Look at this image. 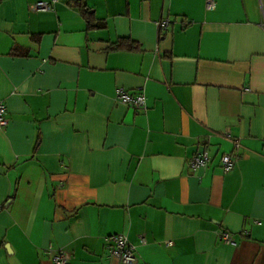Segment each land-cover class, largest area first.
I'll return each mask as SVG.
<instances>
[{"label":"crops","instance_id":"obj_1","mask_svg":"<svg viewBox=\"0 0 264 264\" xmlns=\"http://www.w3.org/2000/svg\"><path fill=\"white\" fill-rule=\"evenodd\" d=\"M52 1L0 0V264H53L58 250L68 264H121L104 245L113 234L138 264H264L260 0L32 10ZM120 41L134 48L111 50ZM117 89L142 92L146 109ZM203 150L211 160L194 173Z\"/></svg>","mask_w":264,"mask_h":264},{"label":"built area","instance_id":"obj_2","mask_svg":"<svg viewBox=\"0 0 264 264\" xmlns=\"http://www.w3.org/2000/svg\"><path fill=\"white\" fill-rule=\"evenodd\" d=\"M56 0H53L51 3L38 2L32 6L34 12H48L52 10L53 4ZM262 9L264 8L263 0H260ZM216 7L215 0H204V9L206 11H213ZM261 26L264 28V16L261 23ZM168 27V22L162 21L159 24V28L162 31H165ZM115 99L120 104L133 109L134 111H144L146 109L145 96L142 92L137 93L132 96L122 89H117ZM6 118V108L2 101H0V129L6 127L7 125ZM234 148H238L239 144L237 141H234ZM211 158L209 157L206 151H200L191 157L188 163L190 171L196 172L199 169L205 168L208 166ZM219 163L223 173H228L233 168V160L231 155L226 153L220 156ZM219 240L226 245H234V241L229 233L219 232ZM140 243L144 244L145 240L143 237H140ZM168 246L171 245V242L166 243ZM104 245L109 252L111 258L116 259L121 264H138V257L136 255V248L133 246L127 239L124 234H113L108 235L104 238ZM48 254L52 253L51 248L47 250ZM53 264H68L67 255L58 250L54 255H52Z\"/></svg>","mask_w":264,"mask_h":264},{"label":"trees","instance_id":"obj_3","mask_svg":"<svg viewBox=\"0 0 264 264\" xmlns=\"http://www.w3.org/2000/svg\"><path fill=\"white\" fill-rule=\"evenodd\" d=\"M81 11V15L86 18L87 22H91V18H92V13H90L87 9H84L81 7L80 9ZM134 48V46H132L131 44H129L126 41H120L114 45H112L111 50H118V49H130L132 50Z\"/></svg>","mask_w":264,"mask_h":264},{"label":"water","instance_id":"obj_4","mask_svg":"<svg viewBox=\"0 0 264 264\" xmlns=\"http://www.w3.org/2000/svg\"><path fill=\"white\" fill-rule=\"evenodd\" d=\"M6 248H8V247H6Z\"/></svg>","mask_w":264,"mask_h":264}]
</instances>
